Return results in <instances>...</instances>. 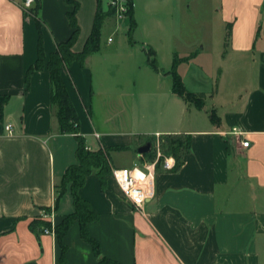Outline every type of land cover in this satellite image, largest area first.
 Segmentation results:
<instances>
[{"label": "crops", "instance_id": "0c3cea01", "mask_svg": "<svg viewBox=\"0 0 264 264\" xmlns=\"http://www.w3.org/2000/svg\"><path fill=\"white\" fill-rule=\"evenodd\" d=\"M78 1L75 51L83 50L98 8V0ZM160 1L170 2L134 0L136 26L131 36L142 43L143 51L132 48L129 56L146 54L138 67L144 68L140 76L150 89L132 94L131 106L122 108L128 118L116 128L109 124L118 111L97 122L92 116V67L105 52L102 47L84 64L75 61L64 67L63 77L79 114L80 133L90 149H113V167L143 165L147 160L138 148L155 133L190 135L191 151L177 170L157 167L155 195L143 211L124 198L111 175L106 189L98 175H89L80 193L100 213L99 220L89 223V231L104 255L123 264H264V0H221V22L230 30L215 39L219 64L210 72L179 64L186 87L202 96V108L173 91L174 56L170 68L152 64L159 51L153 29L167 31L162 20L171 24L173 17L156 16L154 27L144 29L139 10L149 13ZM108 4L103 2L105 11L111 9ZM35 6L27 11L24 0H0V95L9 96L0 123L13 125L12 134L0 135V264H61L56 231L33 229L31 223L43 219L56 227L75 209L70 186L55 206V184L77 162V139L59 131L47 67L26 81L38 57L37 20L42 22L48 60L57 43L71 34L67 13L73 6L66 0H36ZM113 19L114 14L106 18L102 38L106 28L112 30ZM110 36L112 32L107 39ZM119 47L117 43L110 51ZM117 92L121 97L128 94ZM140 97L143 107L138 110ZM124 124L129 130L120 128ZM65 243L68 264H100L92 245L81 237L78 220Z\"/></svg>", "mask_w": 264, "mask_h": 264}, {"label": "trees", "instance_id": "16d2710c", "mask_svg": "<svg viewBox=\"0 0 264 264\" xmlns=\"http://www.w3.org/2000/svg\"><path fill=\"white\" fill-rule=\"evenodd\" d=\"M72 4V9L68 11L67 16L71 26L70 36L61 42L57 43V48L51 53L47 60L46 54L43 48L42 37V22L38 19L37 23L40 30V38L38 45V57L33 65L30 66L27 72L26 81L29 83L31 74L36 70H41L45 67L49 70L51 81V105L55 111L56 118L59 124V131L61 133L73 134L78 142L76 150L77 162L71 164L60 181L55 184L56 203L57 207L60 200L70 186L73 195V201L75 209L73 212L64 216L63 220L55 227L58 241L61 246L60 263H67V244L65 243V236L73 224L78 220L80 223L81 237L90 243L93 247L95 256L100 264H123L117 260L107 257L103 254L101 243L96 239L89 231V223L97 221L100 218V213L95 210L92 204L81 196L80 189L87 181V178L91 174L99 176L103 189L108 187L107 177L111 175L113 165L109 147H100L98 149H90L86 138L80 133L79 130V114L73 102L72 96L69 92L67 84L63 77L64 67H68L75 61L84 64L86 59L93 53L97 52L101 48L102 30L105 24L106 18L114 14L113 9L105 11L102 0H98V8L95 15L94 25L91 34L89 35L83 50L75 51L73 49L79 34L80 25L77 19V11L79 9L78 0H66ZM39 5L37 4V7ZM36 9V6L34 7ZM129 34L131 35L136 22L133 17V8L129 15ZM187 58L180 57L178 53H175L173 64L171 67V74L173 79V91L184 98L186 101L194 103L197 107L202 108L204 106V100L201 97L190 91L183 80L181 73L179 72V64L187 60ZM152 64L156 66L155 59L152 60ZM8 95H0V114H2L4 105L8 100ZM211 118L216 119L215 113H211ZM153 138L149 139L152 142ZM161 146L165 155H172L176 159V164L173 170H177L184 162V156L191 151V136L184 134H167L161 137ZM146 160H153L155 153L150 151L143 154ZM161 165V161L158 167ZM33 229L44 231L45 228L50 227V222L38 219L31 223Z\"/></svg>", "mask_w": 264, "mask_h": 264}, {"label": "rangeland", "instance_id": "374dc122", "mask_svg": "<svg viewBox=\"0 0 264 264\" xmlns=\"http://www.w3.org/2000/svg\"><path fill=\"white\" fill-rule=\"evenodd\" d=\"M106 1L103 0L104 3ZM260 10L262 21L264 7ZM168 12L171 13L168 14ZM156 16L173 17L171 24L166 19L162 20L168 28L167 31H161L159 28L153 29L152 39L157 43L156 46H159L158 54L155 56L157 58L156 64L159 67L170 68V60L175 53L183 58L188 57L187 60L181 62L180 67L188 69L191 67L193 70L194 67H206L208 72L213 67H217L219 57L215 53V39L217 35H225L230 30L221 22V0H170L169 3L160 1L159 5L149 13L139 10V20L144 29L146 26L154 27L153 19ZM128 21L129 18L122 22L116 21V18L110 21L109 24L112 30L110 31L108 28L104 30L101 43L102 51L105 52L100 54L97 60H94L92 67L94 70L93 86L96 92L94 94V112L92 116L97 122L102 115L112 110L118 111L116 119L109 124L112 128L118 126L117 122L122 123V120L128 118L127 114L122 112V108L124 104L131 106L133 103L132 97L134 96L132 94L150 89L149 83L144 82L140 76L143 73L142 71H145L144 68L138 67L139 64L143 63V56L146 54L144 52V54H140L139 52L129 56L132 48L139 47L143 51V45L137 41L135 42L129 34L130 22ZM125 24L128 25V30ZM110 32H112L113 38L116 39L113 44L108 42L107 39ZM117 43L120 47L111 52L110 49L115 47ZM204 45L206 49L202 51ZM148 48L153 47L149 45ZM192 69L190 70L193 71ZM100 89L104 90L102 94H98ZM121 89L127 91L128 94H122L121 97L117 92ZM111 90L116 93L111 92ZM195 94L197 97L202 98L201 95ZM119 98L123 99V103L120 102ZM136 103L137 109L140 110L143 107V99L141 97L138 100L136 99ZM120 128L129 130V127L125 124ZM112 150L110 149V154H112ZM125 155L123 158L127 159L128 156Z\"/></svg>", "mask_w": 264, "mask_h": 264}, {"label": "built area", "instance_id": "2783aa9c", "mask_svg": "<svg viewBox=\"0 0 264 264\" xmlns=\"http://www.w3.org/2000/svg\"><path fill=\"white\" fill-rule=\"evenodd\" d=\"M36 0H24V8L29 11L34 9ZM109 7L113 9L116 21L122 22L129 18L130 11L133 8L134 0H109ZM113 36L108 38L111 42ZM234 131H237L234 128ZM13 133L11 123H0V135ZM242 134V133H239ZM99 136V134H96ZM161 133L153 135L152 149L155 153L153 160H147L143 165L135 164L130 167H113L111 177L118 185L125 199L131 202L138 210L143 211L146 202L155 195V178L159 162L165 169H173L176 159L172 155H165L161 146ZM243 146H249V141H243ZM49 217V214L46 215ZM55 227L52 224L45 228V232H54Z\"/></svg>", "mask_w": 264, "mask_h": 264}, {"label": "water", "instance_id": "95a60500", "mask_svg": "<svg viewBox=\"0 0 264 264\" xmlns=\"http://www.w3.org/2000/svg\"><path fill=\"white\" fill-rule=\"evenodd\" d=\"M152 149V143L151 142H148L146 143L145 145H142L138 148V152L143 155L145 153H148L150 152Z\"/></svg>", "mask_w": 264, "mask_h": 264}]
</instances>
